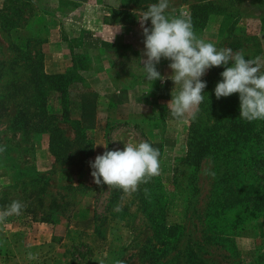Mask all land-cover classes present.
<instances>
[{
    "label": "rangeland",
    "instance_id": "374dc122",
    "mask_svg": "<svg viewBox=\"0 0 264 264\" xmlns=\"http://www.w3.org/2000/svg\"><path fill=\"white\" fill-rule=\"evenodd\" d=\"M118 2L124 9L114 16L140 29L144 53L140 18L158 0ZM76 6L0 0V209L26 205L0 223V264H264V121L240 118L238 93L216 98L224 66L202 77L204 101L195 119L181 122L167 107L173 81L145 80L143 53L106 46L116 78L142 79L126 87L124 109L113 110L118 103L85 96L97 87L81 74L42 68L63 67L72 51ZM181 14L217 48L264 58V0H168L167 15ZM158 71L172 74L168 66ZM62 111L86 128V141L54 116ZM140 141L159 149L158 176L130 195L94 183L97 155ZM84 152L91 154L83 159ZM29 220L42 224L27 229Z\"/></svg>",
    "mask_w": 264,
    "mask_h": 264
},
{
    "label": "clouds",
    "instance_id": "9594fccd",
    "mask_svg": "<svg viewBox=\"0 0 264 264\" xmlns=\"http://www.w3.org/2000/svg\"><path fill=\"white\" fill-rule=\"evenodd\" d=\"M167 9L168 0H158L144 12L140 24L145 38L143 69L146 80L164 83L170 79L175 85L167 105L172 117L181 122L188 117L195 119L204 101L206 82L202 77L209 69L224 66L225 70L220 73L222 80L214 90L216 98L238 93L240 118L249 123L264 121V58L246 59L242 52L217 48L214 43L197 36L190 17L185 14L170 17ZM149 19L150 28L145 26ZM121 27L114 32L113 39ZM162 58L170 61V76H162L157 70L156 65ZM5 150V146H0V153ZM90 167L95 184L130 195L160 174V152L147 141L126 143L123 150H106L97 155ZM25 208V204L13 200L0 209V223L12 215H20ZM115 210L119 211V206ZM27 258L35 259L36 256L29 252ZM115 264H124V261L117 260Z\"/></svg>",
    "mask_w": 264,
    "mask_h": 264
},
{
    "label": "crops",
    "instance_id": "0c3cea01",
    "mask_svg": "<svg viewBox=\"0 0 264 264\" xmlns=\"http://www.w3.org/2000/svg\"><path fill=\"white\" fill-rule=\"evenodd\" d=\"M74 2L77 6L72 8V51L68 50V58L63 63V67L62 64L52 61L47 66L43 65L42 68L55 71H62L63 68L72 69L85 77L90 85L97 87L96 93L88 90L84 92L85 96H95L94 100L102 103H114V105L118 103L113 110L120 111L124 109L126 103L123 105H119V103L124 102V99L129 98L132 94V91H128L129 89L126 87H139L142 85V79L138 77L127 81L117 75L116 78L112 72L114 68L112 67L111 52L104 47L123 46L131 54L140 58L143 53L138 44L140 29H136L133 22L116 19L114 15L124 9L118 0H74ZM119 26H122L121 30L116 33L113 39V34ZM169 63L170 61L162 58L156 65L157 70L158 66L167 70ZM144 79L146 80L145 76ZM156 81L153 83L155 84ZM167 83L172 86L170 79L164 83L160 81L163 87L167 86ZM85 101H87L86 97ZM35 224H42V221L29 220L26 224L27 229L33 228ZM68 227L72 228V222L68 221ZM71 258L69 257V260Z\"/></svg>",
    "mask_w": 264,
    "mask_h": 264
},
{
    "label": "trees",
    "instance_id": "16d2710c",
    "mask_svg": "<svg viewBox=\"0 0 264 264\" xmlns=\"http://www.w3.org/2000/svg\"><path fill=\"white\" fill-rule=\"evenodd\" d=\"M200 21L201 20L199 19L198 21H196V22L193 21V22L196 23V24H198L197 22L200 23ZM54 76H61V75H54ZM59 79H60V77H59ZM62 83H65V82L63 81ZM57 87H59V91H60V94L62 96V101L63 102L64 101H68L69 99L64 96V94L66 93L65 88L62 87L61 84L60 85H57ZM54 116L55 117H58L63 122H69L72 125L74 134L76 135V133H77V134L80 135V137L82 138V140H84V141L87 140L88 137H87V130H86V128L84 126H82L81 125V122L78 121L77 119H70L69 116H68V114H67V111H64V112L62 111V112L59 113V115H54ZM262 123H263V121L260 122V125ZM258 130H257V132H258ZM53 141L54 140L52 139V137H50V151L52 152L53 156H56L55 155V152H53V146H51V144H53ZM200 153L202 154V152H200ZM90 154H91L90 152H84L83 155H81L82 156L81 158H83V159L85 158L86 159ZM201 154H199V155H201ZM80 160L82 161V159H80Z\"/></svg>",
    "mask_w": 264,
    "mask_h": 264
}]
</instances>
